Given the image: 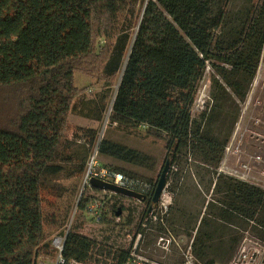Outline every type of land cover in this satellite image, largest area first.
<instances>
[{
    "label": "trees",
    "instance_id": "1",
    "mask_svg": "<svg viewBox=\"0 0 264 264\" xmlns=\"http://www.w3.org/2000/svg\"><path fill=\"white\" fill-rule=\"evenodd\" d=\"M236 1L0 0V264H35L51 253L49 235L62 227L69 211L61 203L67 193L61 180L82 186L98 138L96 129L72 125L70 114L79 109V116L101 122L121 72L113 112L165 140L170 173L178 171L180 158L186 167L190 159L198 162L196 168L206 171L220 196L200 220L195 256L205 264L220 263L224 254L239 250L245 232L264 245V190L225 176L212 178L240 115L237 102L246 99L264 51V0H244L248 7L234 16L230 9ZM209 65L221 79L212 111L193 119L191 108ZM76 73L95 78L103 89L87 98L75 85ZM231 104L238 109L232 117ZM227 117L232 125L223 133ZM99 152L136 166L150 160L109 139L101 141ZM159 176L150 182L153 194ZM102 192L85 189L76 206L86 213V204ZM153 194L144 202L143 220ZM235 224L230 242L213 246L210 241L229 234ZM134 245L112 264H125ZM95 247L72 227L65 256L92 262Z\"/></svg>",
    "mask_w": 264,
    "mask_h": 264
},
{
    "label": "rangeland",
    "instance_id": "2",
    "mask_svg": "<svg viewBox=\"0 0 264 264\" xmlns=\"http://www.w3.org/2000/svg\"><path fill=\"white\" fill-rule=\"evenodd\" d=\"M247 7V1L237 0L235 4L232 5L230 13L235 16L241 11H245ZM140 10L141 8H138L137 15L134 17L135 20L137 19L136 17H139ZM136 32L137 28L133 30L132 39ZM261 62L263 73L264 51ZM209 71L211 81L210 94L212 96L215 83L221 79L218 78L212 67H210ZM121 75L122 72L118 76L117 83L112 87L111 96L103 120L96 124L95 129L97 131V137H101L102 140L109 139L133 150H137L149 156L150 160L146 166H136L101 155H99V160L108 167L117 170H125L126 173L132 177L148 183H153L158 178L166 158L170 160V163L172 162V155L169 154L170 156L167 157L166 143L161 136L148 130L147 127L120 115H116L113 112V101L116 96ZM75 85L79 89L86 90L84 93L89 99L94 98L103 89V85L97 84L95 78L86 76L82 73L75 74ZM253 95L254 101L260 99L264 103V89L258 87ZM238 103L239 102H237V104ZM237 110L236 105L231 104L229 107V116L232 117L233 114H236ZM259 110L260 108L256 111V114ZM78 111L79 109L73 111L71 114L73 123L70 121L76 128L77 126L74 123L77 122L80 117ZM211 111L206 116L197 115L195 118L200 119L201 117H209ZM244 120L250 125L251 121L249 117H246ZM113 121H116L118 125L112 126L111 124L114 123ZM106 123H108V125ZM231 125L232 121H230L228 117L223 119L221 124L222 132L226 133ZM214 128L219 129L217 125H215ZM251 131L255 132L257 130L251 127ZM249 135H251V133ZM248 140L249 142L251 141L250 136ZM187 163L189 167H186V160L180 158L177 164H175L178 171L176 173L169 172L167 181L170 179V182H167V191L172 197V204L169 211L166 214H163L160 210L155 211L154 215L147 222L146 227L142 225L141 236H139L137 230L140 223H144L142 214L145 208L144 203L125 196H114L112 193H99L97 194V198L104 201V211L103 220L97 222L92 216L87 215L84 211H80L79 208L77 212H75L78 196L82 189L81 181L79 185H77L75 180L71 178L61 180L64 187L67 189V193L61 203L63 206H66L69 211L67 220L62 227L49 235V242L51 243L52 238L61 232L67 222L74 216L73 230H76L82 236L90 238L95 243L96 247L93 251V258L90 259L94 263L112 264L114 263V256L118 257L120 253L129 250L132 244H135L134 246H138V252L151 261L163 264H183L184 253L189 247L193 246L194 237L201 223L200 220L205 213L214 210L215 206L218 205L215 199L220 197L214 194L215 185H213L212 188L210 187V183L208 182L209 177H204L206 171L196 168L195 165H199V163L193 161V159H190ZM196 170L199 171V175H197ZM211 171L214 172L213 169H211ZM255 175L260 177L257 171ZM212 178L216 181L217 175L213 174ZM209 202L211 204L208 206ZM117 208L123 211L121 217H118L116 214ZM155 215L162 217V221L155 219ZM234 226L237 225L230 226V233L223 234V238L215 237L216 239L214 238L210 241L213 246H217V243L222 240L229 243L233 235V230H237ZM245 240H247L248 243L257 241L248 232H245L242 243ZM237 253L238 251L230 255V252H227L221 259H217V262H220V264H228ZM50 254H53L52 250L48 255ZM258 264H264V260L261 258Z\"/></svg>",
    "mask_w": 264,
    "mask_h": 264
},
{
    "label": "built area",
    "instance_id": "3",
    "mask_svg": "<svg viewBox=\"0 0 264 264\" xmlns=\"http://www.w3.org/2000/svg\"><path fill=\"white\" fill-rule=\"evenodd\" d=\"M210 67L208 66L204 75L203 82L198 91V95L191 108V115L194 119L197 115L206 116L212 109L213 99L210 94ZM261 87L264 89V71L262 73V62L259 65L256 76L251 85L250 91L243 102H239L240 115L235 124V129L224 148L223 158L216 170L217 176H225L236 181L251 184L264 190V103L260 99L254 101L255 90ZM259 112L256 114V111ZM250 118V125L244 120ZM108 125V123H106ZM117 126L118 123H112ZM251 127L257 131L252 132ZM251 133V135H249ZM251 137L249 142L248 137ZM102 138H97L94 145H91V154L87 162L86 172L83 178L81 194L78 202L83 197V191L92 188L90 181L97 179L115 186L137 192L146 198L153 194V186L143 180L130 177L111 167L104 165L99 160V145ZM80 143H86L81 139ZM254 150V151H253ZM174 169V168H173ZM176 170V169H174ZM257 171L260 177L255 175ZM104 192V191H103ZM172 204L171 195L165 190L162 194L158 205L147 213L143 226L146 227L147 222L154 215V212L160 210L163 214L169 211ZM78 207L76 206L77 212ZM104 211V201L94 197L86 204V213L93 217L97 222L101 221ZM160 216H154L158 219ZM74 224V216L67 222L61 232L56 234L51 240V248L53 254H44L38 257L35 264H97L93 262H84L65 256V246L67 236L72 230ZM141 236V234H139ZM192 247H189L184 253L183 264H205L201 262L194 254ZM264 256V245L259 241L247 240L243 241L239 248L238 254L228 264H258ZM125 264H163L144 257L138 252V246H134L130 251ZM220 264V263H215Z\"/></svg>",
    "mask_w": 264,
    "mask_h": 264
},
{
    "label": "water",
    "instance_id": "4",
    "mask_svg": "<svg viewBox=\"0 0 264 264\" xmlns=\"http://www.w3.org/2000/svg\"><path fill=\"white\" fill-rule=\"evenodd\" d=\"M170 168H171L170 167V161L167 160L165 162L163 169L161 171V174L159 176L156 188L154 190V194H153L152 199H151V204L148 207V213H150L154 209V207H156L158 205V202H159L162 194L166 190L167 177H168ZM90 185L92 188L98 189L100 191L110 192V193H114L117 195L133 198V199H136L142 203L147 202V198L144 195H141L137 192H133L130 190H126L124 188L115 186V185L110 184V183L99 181L97 179H92L90 181ZM120 214H121V211H118L117 215H120Z\"/></svg>",
    "mask_w": 264,
    "mask_h": 264
},
{
    "label": "crops",
    "instance_id": "5",
    "mask_svg": "<svg viewBox=\"0 0 264 264\" xmlns=\"http://www.w3.org/2000/svg\"><path fill=\"white\" fill-rule=\"evenodd\" d=\"M71 114H70V121L73 123L72 118H71ZM74 124L77 126V128L80 127L83 129L84 128L85 129H90V128L95 129L97 122H94L88 118L80 116L79 120L77 122H75Z\"/></svg>",
    "mask_w": 264,
    "mask_h": 264
},
{
    "label": "flooded vegetation",
    "instance_id": "6",
    "mask_svg": "<svg viewBox=\"0 0 264 264\" xmlns=\"http://www.w3.org/2000/svg\"><path fill=\"white\" fill-rule=\"evenodd\" d=\"M148 198H150V197H147V201H148Z\"/></svg>",
    "mask_w": 264,
    "mask_h": 264
},
{
    "label": "bare ground",
    "instance_id": "7",
    "mask_svg": "<svg viewBox=\"0 0 264 264\" xmlns=\"http://www.w3.org/2000/svg\"><path fill=\"white\" fill-rule=\"evenodd\" d=\"M238 252H239V250H238ZM238 254V253H237Z\"/></svg>",
    "mask_w": 264,
    "mask_h": 264
}]
</instances>
